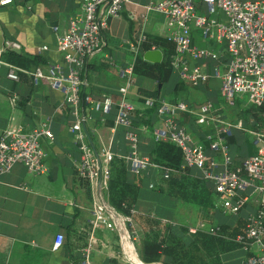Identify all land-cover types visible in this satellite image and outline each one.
I'll list each match as a JSON object with an SVG mask.
<instances>
[{
  "label": "built area",
  "instance_id": "built-area-1",
  "mask_svg": "<svg viewBox=\"0 0 264 264\" xmlns=\"http://www.w3.org/2000/svg\"><path fill=\"white\" fill-rule=\"evenodd\" d=\"M10 2L11 0H0V7ZM127 4L129 0H82L80 14L71 18L66 31L55 38V50L60 54L64 68L58 65L37 66L29 73L31 85L36 86L40 81H44L52 90L61 94L63 103L69 108V114L73 118L68 132L80 154L78 160L72 161L74 173L91 186H95L99 180L98 186L101 190L106 188L110 163L114 159L122 160L128 172L136 177L144 175L150 166L155 170L159 168L171 171L169 168L151 164L147 157L138 153V134L132 130V118L136 108L127 96L134 77L132 64L139 52V44L145 39L142 30L134 42H125L131 54V61L117 73L121 84L117 88L119 98L116 102L113 127L123 129L122 138L128 147L127 153L114 155L108 146H100L95 151L82 131V121L86 113L92 111L105 116L111 109L109 98L95 101L84 94L83 69L90 58L105 46L104 32L107 29V20L117 18ZM149 13L157 14L163 19L164 38L174 46L169 65L182 81L197 86L204 84L210 77L204 68L190 66L189 60H221L212 68V74L219 80V94L224 102L232 106L235 98L246 96L247 101L260 111L261 121L253 131H246L252 137L255 154L232 167L226 138L231 135L232 129H241L239 121L227 122L211 117V105L207 103L199 105L197 113L194 114L196 124L213 125V138L206 137L207 149L220 155L221 163L218 164L206 156L202 146L192 143L185 130L175 123L177 113L193 111L180 102H154L150 99L143 101L145 108H151L155 103L158 126L150 132L153 140L170 143L179 150V171L197 170L200 178L212 185L217 198L216 206L224 215L235 216L247 208V204L251 205L243 219L241 233L229 239L244 251L241 264H264V0H197L196 3L194 0H148L140 15L144 22ZM192 30H197L205 41L214 45L223 44V52L215 53L209 49L193 47L190 35ZM19 50L20 45L10 40H3L0 47V53ZM45 50L46 47L41 46L36 52ZM6 79L17 81L13 69L8 70ZM8 102L12 107L16 100L11 97ZM49 123V120L45 119L32 129H27L21 124H11L0 133V175L8 173L14 164L22 165L26 173L32 176L46 173L43 163L45 152L41 140H53ZM140 131L146 132V128L142 126ZM218 166L221 167L219 171L216 170ZM19 188L25 189L23 186ZM148 188L152 189V184H148ZM131 214L133 211L126 217L119 215L122 224L120 226L117 220L114 221L105 212L102 204L97 200L93 201L89 235L81 264H92L90 249L98 242L95 232L102 230L118 233V253L122 254L123 260L129 264L123 253L121 235L127 236L133 248L131 241H135V236H129L127 230L131 229ZM196 231L228 238L221 234L217 225L198 222L195 227L188 229L191 234ZM61 243L62 236L56 234L52 248L56 250Z\"/></svg>",
  "mask_w": 264,
  "mask_h": 264
},
{
  "label": "crops",
  "instance_id": "crops-1",
  "mask_svg": "<svg viewBox=\"0 0 264 264\" xmlns=\"http://www.w3.org/2000/svg\"><path fill=\"white\" fill-rule=\"evenodd\" d=\"M147 1L129 0V4L124 7L125 9L123 8L117 18L127 19L129 22L128 13L133 9V6L140 7L141 12H143V7ZM81 4L82 0H11L8 5L0 7V47L3 40L14 41L20 45L19 51L0 53V133L7 125L21 124L27 129H32L48 119L50 132L53 135L51 142L46 139L41 140L45 152L43 163L46 167V173L32 176L26 173L22 165L14 164L8 173L0 175V264H81L82 254L89 235L92 202L97 200L102 205V201L107 204L104 197L105 190L99 188L98 182L95 186H91L80 180L74 173L72 161L78 160L80 154L74 145L73 137L68 132V127L73 123V118L69 114V108L63 103L61 94L52 90L44 81L33 86L29 78V73L37 66L58 65L64 68L62 58L55 50V38L66 31L71 18L80 14ZM153 15V13L147 15V18L150 17V22L158 24V21H161L162 23L157 27L152 26L154 32H147V35L152 34L165 39L163 19L157 14L155 15L158 17ZM218 17L221 19L219 14ZM110 20H107V29L104 33L105 47L94 54L84 66L82 88L84 94L95 101L109 98L111 109L105 116L92 111L86 113L82 121V131L86 135L88 144L95 151L100 146H108L114 155H124L127 153L128 147L122 138L123 129L114 128L113 120L116 102L119 98L117 88L121 84L117 73L119 69L129 64L131 59L128 60L130 53L124 45L127 36L121 40L112 36L109 32ZM149 21L147 19L146 22ZM130 31L131 25L129 33ZM190 35L191 44L196 49H209L215 53L223 52V44L214 45L203 40L197 30H192ZM41 46H45L46 50L37 53L36 49ZM159 53L162 57L160 51ZM142 55L143 53H141V58ZM220 61L208 58L188 61L190 66L197 65L204 68L210 76L204 84L197 86H191L182 81L178 74L171 69L170 79L167 83L158 85L157 94L150 91L143 93V88L149 87L142 82L135 85V78L139 77L133 75L134 80L127 96L136 108L132 121L136 118L137 113L150 109L143 107L145 99L158 102L166 98L167 102H180L187 108L192 107L193 113H177L175 123L185 130L192 143L202 146L207 157L220 164V155L207 149L206 137L213 138L214 128L210 123L200 125L195 123L194 114L197 113L198 106L205 103L211 105L209 114L211 117L214 115L215 119L217 113L224 116L234 112L236 117L231 118L240 122L241 129L244 124L241 118L249 110L250 112L248 114L246 112L245 115V120L248 123L246 131H253L261 121L258 109H247L246 105L237 101L232 106H228L221 98L218 89L219 80L212 74V68ZM10 69H13L17 75L16 82H10L5 77ZM139 79L151 81L144 78ZM151 82L155 88V82ZM163 86L171 89L172 92L169 93L172 94L171 97L167 93L162 96L159 95ZM9 96L16 98V103L12 107L7 102ZM253 114H255V118ZM154 118L155 122L152 129L158 126L155 111ZM220 118L218 117V119ZM209 125H211V129L207 130L206 126ZM142 126L145 127L144 124L132 125V130L138 134V153L144 156L140 153L138 144L150 133H147L146 127V132H141ZM262 133L264 135V130ZM243 140L247 146V155L243 158L233 156L231 158L232 167L239 165L246 157L255 154L252 137L246 133ZM231 141L236 142L233 133L226 138L227 145ZM220 169L221 167L218 166L216 170L219 171ZM192 172L199 174L197 170H192ZM148 177L150 178L145 181L146 183L151 184L150 180H152L157 184L154 176L153 178L151 175ZM20 186L25 189L19 188ZM182 205L185 204H177V209L184 210L181 217L182 220L183 217L187 218L186 224L181 221L179 223L170 221L168 222L170 225L185 226L187 232L189 228L195 227L198 222H203L205 225H217L213 217L203 220L189 217V213L196 214V210L185 208L188 205L183 208ZM135 207L134 212L143 215L137 213ZM215 207H217L216 203ZM131 222L132 230L134 229V222L133 220ZM135 222L137 227L135 234L138 242L142 236V230L139 223ZM160 222L167 223L164 220H160ZM56 234L62 236V243L59 248L54 250L52 244ZM95 235L98 242L92 245L90 249L91 263L124 264L120 260L119 244L115 238L118 233L102 230L96 231ZM239 250L243 253L237 263L236 260L233 261L232 254L235 253L233 251L222 255V264H241L244 251Z\"/></svg>",
  "mask_w": 264,
  "mask_h": 264
},
{
  "label": "trees",
  "instance_id": "trees-1",
  "mask_svg": "<svg viewBox=\"0 0 264 264\" xmlns=\"http://www.w3.org/2000/svg\"><path fill=\"white\" fill-rule=\"evenodd\" d=\"M150 49H157L161 52L162 57L159 64L154 65L142 60L141 53ZM173 53L172 43L158 36L146 34L134 58L132 74L154 81L157 94V86L167 83L170 79L169 61ZM154 106L155 103L150 109L139 113L140 115L137 113L132 125L144 124L148 129L147 132L150 133L155 122ZM253 116L256 117L255 114ZM138 149L151 164L171 169V171H164L158 168L153 174L158 185L156 192L159 195L172 198L205 213L213 212L211 217L217 222L221 234L228 237L210 236L202 231L190 234L185 226H172L169 223H161L155 216L136 214L134 207L138 200L140 187L147 188L145 180L148 178L144 177L145 174L137 178L128 172L122 160L114 159L110 163V175L106 182L104 197L108 206L122 217L129 216L130 211H133L131 220L137 221L142 230V236L136 248L140 262L144 264H222V255L241 249L229 238L241 233L243 218L237 217L232 223L221 221L220 217L224 214L214 209L216 195L211 184L200 178L199 174L192 172L195 169L179 171L181 155L175 146L167 142H156L149 134L139 142Z\"/></svg>",
  "mask_w": 264,
  "mask_h": 264
},
{
  "label": "rangeland",
  "instance_id": "rangeland-1",
  "mask_svg": "<svg viewBox=\"0 0 264 264\" xmlns=\"http://www.w3.org/2000/svg\"><path fill=\"white\" fill-rule=\"evenodd\" d=\"M196 1L197 0H194V2L196 3ZM127 6V5H126ZM125 9V8H124ZM137 9V10H136ZM143 12H141V10H140V7H138V6H133V9L128 13V17H129V22H130V24H129V22H128V20L127 19H122V18H117V19H115V18H109V19H111L110 21H109V32H110V34L112 35V36H115L116 38H120V40H121V38H124V37H126L127 36V38H126V41H130V42H134V40L136 39V37L138 36V34H139V32L142 30L143 32H144V35H146L147 34V32H154V29L152 28V26H154V27H157V26H160V24L162 23L161 21H158V24L157 23H153V22H150L149 20H150V17L148 16V23L145 21H143L142 20V18H141V14H142ZM203 14H205V13H203ZM153 16H155V17H158L157 15H153ZM162 20V19H161ZM130 25H131V31H130V33H129V28H130ZM133 25V26H132ZM132 28H133V30H132ZM105 33V32H104ZM125 41V42H126ZM124 45H125V43H124ZM126 46V45H125ZM105 47V46H104ZM103 47V48H104ZM102 48V49H103ZM138 50H139V46H138ZM150 50H155V49H150ZM149 50V51H150ZM106 51V50H105ZM130 53V52H129ZM130 56H129V58H128V60H130L131 58V54H129ZM6 77V76H5ZM134 80V79H133ZM9 81V80H8ZM10 82H12V81H10ZM140 82H142L143 84H147V86L149 87V88H147V89H145V88H143V93H146V91H150V92H153V93H155V88H154V86H152L151 84H152V82L151 81H141V79H139V78H135V85L136 84H140ZM120 83H121V81H120ZM149 92V93H150ZM172 91H171V89H168L167 87H162V89H161V92H160V96H162V95H164L165 93H167L168 95H170V97H171V95L172 94H169V93H171ZM86 95V94H85ZM128 95H129V92H128ZM86 96H88V95H86ZM11 97H14L15 98V96H9L8 98H7V102H8V100H9V98H11ZM240 98H243L242 100L240 99ZM239 99L238 98H235L234 99V102H242V104L243 105H246V107H247V109H251V108H254L253 107V105L249 102V101H247V98H246V96H241ZM92 99V98H91ZM217 100H219V101H221L222 99H220V98H216ZM15 100H16V98H15ZM93 100V99H92ZM163 100H166V98L165 99H163ZM167 101V100H166ZM223 101V100H222ZM16 103V102H15ZM8 104H9V102H8ZM10 105V104H9ZM188 110H191L192 109V107L191 108H187ZM255 109V108H254ZM256 110V109H255ZM247 112V114L250 112L249 110H247L246 111ZM246 112L244 113L245 115H246ZM235 113H236V111H235ZM217 114H219V115H217ZM216 114V118L218 119V117H221L220 119H222L223 117V121H231V122H233L234 120H233V118H231V117H233V116H235L236 117V114H234V112H232L231 114H225L224 116L221 114V113H217ZM245 115H243V118H241L242 119V122L244 123L243 124V128L241 129V130H233L232 129V131H231V133H233V136H234V138H235V140H236V142L235 143H233L232 141L231 142H229V144L227 145V143H226V146H227V149H228V154H229V157L230 158H232L233 156H237L238 158H243V156H246L247 155V146H245L246 145V143H245V140H243V136H244V134H246L247 132H246V129H248L247 127V122H246V120H245V118H246V116ZM212 117H214L215 118V116L214 115H212ZM235 117H234V119H235ZM239 117H241V116H239ZM231 119V120H230ZM253 119V118H252ZM8 126V125H7ZM6 126V127H7ZM211 125H209V126H206L207 127V130H210L211 129V127H210ZM5 127V128H6ZM212 127H213V125H212ZM4 128V129H5ZM197 129H198V127H196ZM3 129V130H4ZM2 130V131H3ZM1 131V132H2ZM148 133V132H147ZM154 165V164H153ZM154 168L152 167V166H150L149 168H148V170L145 172V175H144V177H146V178H150V177H148L149 175H151V176H153V174H154ZM146 181V180H145ZM151 181V184H152V189H149V188H144V187H140V195H139V200H138V202H137V204H136V207H135V211L137 212V213H141V214H143V215H149V216H155L157 219H159V220H164V221H167V223L168 222H170V221H172V222H178L179 223V221H181V222H183V224H186V222H185V220L187 219V218H185V217H183L184 219L182 220V217H181V213L182 212H184V210L183 209H177V204H179V202H177V201H175L174 199H172V198H169V197H165V196H161V195H159L157 192H156V188H157V184H155L154 182H152V180H150ZM147 185L149 184L148 182L146 183ZM183 206V208H184V206L185 205H182ZM185 208H190V209H194V210H196V214L195 213H192V214H190L189 213V217L191 216V217H194V218H196V219H198V220H203V219H210L211 218V215H212V213L213 212H210V213H204V211H201V210H199V209H196V208H192V207H188V206H185ZM214 209H217L216 211L218 212H220V210L218 209V207H215L214 206ZM251 209V205L250 204H247V208H245V209H243V210H241L237 215L238 216H230V215H223V216H221L220 217V219H221V221H227V222H229V223H232L233 221H235V219L237 218V217H242L243 219H244V217H245V215H246V213L249 211ZM196 215H199V216H197L196 217ZM181 217V218H180ZM133 222H134V225H133V228L134 229H127L128 230V234H129V236H131V235H134L135 237H134V240L135 241H131V237H130V241L132 242V245H133V248H134V251H135V253H136V257H137V252H136V248H137V238H136V234L135 233H137V227H136V222H135V220L133 219ZM132 225V224H131ZM115 231H113V233H114ZM134 233V234H133ZM116 234V233H115ZM96 236V235H95ZM115 238H117L116 239V241H117V243H119V238H118V236L117 237H115ZM122 247H123V242H122ZM124 248V247H123ZM242 253L243 252H241L240 250H236L235 251V253L234 254H232V258H233V261H235L236 260V263L240 260V256L242 255ZM119 256H120V260H122L123 261V263L124 264H128V263H126L125 262V260H123V258H122V254H119ZM138 258V257H137ZM126 259H127V255H126ZM127 261H128V259H127ZM138 261H139V259H138ZM129 262V261H128ZM140 262V261H139ZM130 264V263H129Z\"/></svg>",
  "mask_w": 264,
  "mask_h": 264
},
{
  "label": "water",
  "instance_id": "water-1",
  "mask_svg": "<svg viewBox=\"0 0 264 264\" xmlns=\"http://www.w3.org/2000/svg\"><path fill=\"white\" fill-rule=\"evenodd\" d=\"M160 59H161V56L158 50L146 51L142 55V60L152 63V64H158L160 62ZM158 89H159V86L157 87V90ZM99 184L100 182L98 180V185ZM102 203H103L105 212L109 214L114 221L117 220L118 224L122 226L121 221H120V216L111 207H109L108 204H106L104 201H102ZM140 264H144V263L140 262Z\"/></svg>",
  "mask_w": 264,
  "mask_h": 264
},
{
  "label": "bare ground",
  "instance_id": "bare-ground-1",
  "mask_svg": "<svg viewBox=\"0 0 264 264\" xmlns=\"http://www.w3.org/2000/svg\"><path fill=\"white\" fill-rule=\"evenodd\" d=\"M116 223H117V221H116ZM121 237H122V242H123V247H124L123 253H124L125 258L127 255V259H128L130 264H140L138 261V258L136 257V254L133 251V248H132L130 242L127 240V236L125 234H122Z\"/></svg>",
  "mask_w": 264,
  "mask_h": 264
},
{
  "label": "clouds",
  "instance_id": "clouds-1",
  "mask_svg": "<svg viewBox=\"0 0 264 264\" xmlns=\"http://www.w3.org/2000/svg\"><path fill=\"white\" fill-rule=\"evenodd\" d=\"M119 215V214H118Z\"/></svg>",
  "mask_w": 264,
  "mask_h": 264
}]
</instances>
